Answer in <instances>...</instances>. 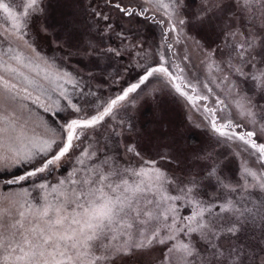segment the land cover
Returning a JSON list of instances; mask_svg holds the SVG:
<instances>
[{
  "label": "snow or ice",
  "instance_id": "obj_1",
  "mask_svg": "<svg viewBox=\"0 0 264 264\" xmlns=\"http://www.w3.org/2000/svg\"><path fill=\"white\" fill-rule=\"evenodd\" d=\"M49 5L0 0V264H264V0H74L87 36L74 48L78 14L51 24ZM124 21L160 27L154 62ZM125 55L141 71L114 97L65 67L103 71ZM156 85L197 114L187 121L208 143L189 151L178 129L142 146L121 112ZM29 104L52 119L33 121Z\"/></svg>",
  "mask_w": 264,
  "mask_h": 264
},
{
  "label": "rangeland",
  "instance_id": "obj_2",
  "mask_svg": "<svg viewBox=\"0 0 264 264\" xmlns=\"http://www.w3.org/2000/svg\"><path fill=\"white\" fill-rule=\"evenodd\" d=\"M101 7H103L102 4ZM49 11V23L51 24L63 23L66 17H72L73 13L78 14L76 17L78 32L76 33V38L69 41V44L73 48L81 44L82 38L87 39V36L82 35L85 32V26L79 23V19L84 15L83 9L74 7V0H50ZM109 14L112 15L113 20L118 19V15L114 12H110ZM0 23H2V20H0ZM124 24L126 29L131 30L128 39L134 43H142L145 49L149 51V62H154L157 45L163 43L160 27L141 23H128L127 21H124ZM99 25L103 26V21H99ZM192 34L208 44L214 39L209 30L206 29L194 30ZM63 35L62 31H58L54 38L58 40L59 43H64V40L61 39ZM37 38L38 47L42 48L44 54L49 58L55 57L59 63L60 57L64 56V52L60 51L58 47L52 44L51 41L53 37L38 35ZM105 42L108 43V41ZM110 43L112 47H117L121 42L113 36ZM159 50L166 52L170 57L172 56V52L166 48L161 47ZM189 54L191 62L187 64V67L192 69L191 75H200L203 72V66L200 64L199 56L195 52H190ZM172 58L177 59V57ZM177 62H179L178 59ZM99 63L100 69H103V71L96 68L95 62H91L87 59L80 60L75 57L68 61L65 67L70 71L77 68L83 70L86 80L88 79L87 73L90 71L93 72L95 79L89 82L94 87L103 82V88L98 92V95H103L105 98L108 96L114 97L119 92L120 88L124 86L125 81H133L141 71V69L135 68L134 60L126 55L123 59L116 57L108 59L104 57ZM193 65H195V67H193ZM117 74H119L121 79H119L118 83H113V78H117ZM68 87L69 91H71V87ZM155 87L158 89L155 95L141 93L136 100V107L134 109L129 108L126 112L123 110L121 112V115H123L125 119L135 117L132 122L137 129L136 138L141 141L142 146L150 151L151 146L157 142L158 137L165 134L177 136L178 129L183 135L177 136V140L190 144L192 147L189 148V151L203 147L204 144L208 143L207 135L188 123L187 117L191 115L192 119L196 120L197 114L188 112L185 101L163 85H156ZM29 107L32 110L31 119L33 121L39 122L44 119H52L50 114L45 113L43 109L31 104H29ZM164 125H167L168 133H163L161 131ZM232 167H234V165L230 166V168ZM17 170L22 171V168ZM52 180L55 182V177H53ZM32 195L35 197L37 193L33 192Z\"/></svg>",
  "mask_w": 264,
  "mask_h": 264
}]
</instances>
